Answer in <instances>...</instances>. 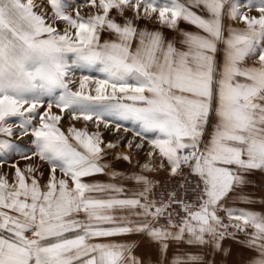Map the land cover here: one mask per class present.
Here are the masks:
<instances>
[{
    "label": "snow or ice",
    "instance_id": "snow-or-ice-1",
    "mask_svg": "<svg viewBox=\"0 0 264 264\" xmlns=\"http://www.w3.org/2000/svg\"><path fill=\"white\" fill-rule=\"evenodd\" d=\"M256 171L264 0H0V264H203L241 233L264 264V214L229 201Z\"/></svg>",
    "mask_w": 264,
    "mask_h": 264
},
{
    "label": "crops",
    "instance_id": "crops-1",
    "mask_svg": "<svg viewBox=\"0 0 264 264\" xmlns=\"http://www.w3.org/2000/svg\"><path fill=\"white\" fill-rule=\"evenodd\" d=\"M127 135H131L128 133ZM107 137V138H106ZM105 140L113 138V134L107 135ZM119 150V149H117ZM144 153H133V161L129 163L122 159H116L114 152L105 157L109 161L110 167L118 172H130L132 170L139 171V166L136 163L137 159H140L143 162ZM167 175L164 170H159L158 172L151 173V178L162 177ZM93 179L108 181L112 178L104 174H95ZM119 182V181H114ZM126 189L132 187L131 181L123 182ZM243 193L250 197V199L243 201L239 199V195ZM251 201H256L260 203L261 210L264 209V172L256 171L248 177V182L242 186L239 192L235 193L232 197L229 198L230 206L233 207H245L251 208L253 205L250 204ZM258 205V204H257ZM259 206V205H258ZM264 214V211L262 212ZM127 239L132 241L135 244L133 249L134 254L139 256H146L152 258V247L150 243L142 237H139L137 234H128ZM244 236L238 234L235 238L225 236L221 240V248L212 250L210 246L203 248L200 251V255L203 257V264H208L210 261L211 264H245V261L249 255V250L242 243ZM177 250H186L184 246L173 245L170 248V251L174 252Z\"/></svg>",
    "mask_w": 264,
    "mask_h": 264
},
{
    "label": "rangeland",
    "instance_id": "rangeland-1",
    "mask_svg": "<svg viewBox=\"0 0 264 264\" xmlns=\"http://www.w3.org/2000/svg\"><path fill=\"white\" fill-rule=\"evenodd\" d=\"M79 2V0H78ZM85 14L87 13V10L85 9ZM234 26L236 24V22H233ZM139 25L141 27H147L148 29L150 30H153V29H159L160 31H162L165 35V37L167 38H170V39H177L178 36H179V29H184V30H191L192 26L187 24V22H184V21H179L178 23V29L176 31H173L171 29H168L167 27H162L160 26L159 24L155 23L154 21H144V20H141L139 22ZM60 27H63V25H60ZM108 36V33L107 32H101V38H107ZM90 74H95L93 72H89L88 70H81V71H77L74 73V77L75 79L78 81L79 79V76L80 75H90ZM62 124L66 130L68 124H69V119H68V116H65L63 118V121H62ZM77 126H81V125H77ZM91 130V129H90ZM111 134V132H103V136H104V139H106L107 135ZM106 137V138H105ZM250 204L253 205V207L249 208L253 211H256V212H259V213H262L264 211V209L261 210V207H260V203L256 201H251L250 200ZM259 206H258V205ZM240 236H243V234L241 233Z\"/></svg>",
    "mask_w": 264,
    "mask_h": 264
},
{
    "label": "built area",
    "instance_id": "built-area-1",
    "mask_svg": "<svg viewBox=\"0 0 264 264\" xmlns=\"http://www.w3.org/2000/svg\"><path fill=\"white\" fill-rule=\"evenodd\" d=\"M153 179H154V180H158V181H160L161 184H163V183H165V182H168V177H167V175L162 176V177H156V178H153ZM177 179H179V178H177Z\"/></svg>",
    "mask_w": 264,
    "mask_h": 264
}]
</instances>
